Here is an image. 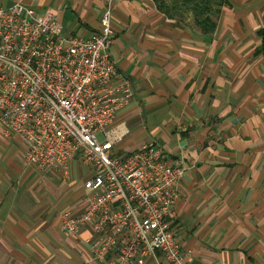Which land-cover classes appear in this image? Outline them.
Here are the masks:
<instances>
[{
	"label": "crops",
	"instance_id": "obj_1",
	"mask_svg": "<svg viewBox=\"0 0 264 264\" xmlns=\"http://www.w3.org/2000/svg\"><path fill=\"white\" fill-rule=\"evenodd\" d=\"M13 1L50 10L63 32L78 34L98 28L105 3L0 5ZM263 11L264 0L111 2L109 53L133 89L113 150L151 141L185 165L168 221L189 264H264V61L255 53ZM22 151L0 133V264H100L87 226L74 236L58 227L63 209H82L66 206L85 165L71 160L63 179L26 164ZM142 264L165 262L156 252Z\"/></svg>",
	"mask_w": 264,
	"mask_h": 264
},
{
	"label": "built area",
	"instance_id": "obj_2",
	"mask_svg": "<svg viewBox=\"0 0 264 264\" xmlns=\"http://www.w3.org/2000/svg\"><path fill=\"white\" fill-rule=\"evenodd\" d=\"M111 2L87 34L63 32L50 10L0 5V133L16 137L24 162L39 171L64 179L71 160L87 167L82 209H63L58 227L74 236L87 226L100 264H142L156 252L165 264H189L168 221L185 165L151 141L113 150L133 89L109 53Z\"/></svg>",
	"mask_w": 264,
	"mask_h": 264
},
{
	"label": "rangeland",
	"instance_id": "obj_3",
	"mask_svg": "<svg viewBox=\"0 0 264 264\" xmlns=\"http://www.w3.org/2000/svg\"><path fill=\"white\" fill-rule=\"evenodd\" d=\"M87 168L84 166L83 170H82V175L85 176L87 173ZM69 177V176H68ZM85 178V177H84ZM66 179V178H65ZM69 179V178H68ZM67 179V180H68ZM73 180V179H72ZM83 177L80 175L78 176V179L73 183V187H76L75 189H73L72 193H75V195L73 196V199L70 201L71 203L68 204L66 207L70 206V205H75L76 209L77 207H81L82 203H83V195H84V191L82 189V181H83ZM81 185V186H80ZM70 189V188H69ZM74 207V206H73ZM71 209V208H70ZM75 209V208H74Z\"/></svg>",
	"mask_w": 264,
	"mask_h": 264
},
{
	"label": "trees",
	"instance_id": "obj_4",
	"mask_svg": "<svg viewBox=\"0 0 264 264\" xmlns=\"http://www.w3.org/2000/svg\"><path fill=\"white\" fill-rule=\"evenodd\" d=\"M158 6H163L164 7V0H153ZM204 7L209 8L208 1L204 2ZM256 35L259 37V43L255 48V53H259L264 61V11L261 16V24L260 26L256 29Z\"/></svg>",
	"mask_w": 264,
	"mask_h": 264
}]
</instances>
